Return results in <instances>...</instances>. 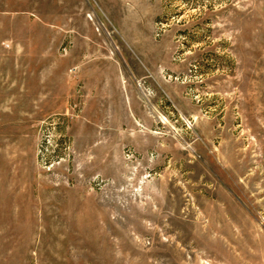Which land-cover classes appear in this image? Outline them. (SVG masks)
<instances>
[{
	"label": "rangeland",
	"instance_id": "374dc122",
	"mask_svg": "<svg viewBox=\"0 0 264 264\" xmlns=\"http://www.w3.org/2000/svg\"><path fill=\"white\" fill-rule=\"evenodd\" d=\"M0 264H264V0H0Z\"/></svg>",
	"mask_w": 264,
	"mask_h": 264
}]
</instances>
